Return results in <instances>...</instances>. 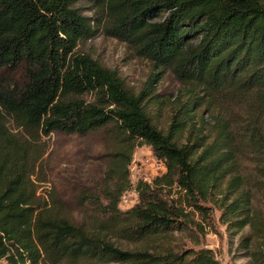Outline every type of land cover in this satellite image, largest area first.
<instances>
[{
	"label": "trees",
	"instance_id": "16d2710c",
	"mask_svg": "<svg viewBox=\"0 0 264 264\" xmlns=\"http://www.w3.org/2000/svg\"><path fill=\"white\" fill-rule=\"evenodd\" d=\"M75 1L0 0V264H221L211 249L169 245L199 226L192 212L209 217L204 202L221 210L227 230L250 228L239 244L252 264H264V208L241 189V176L225 185L242 130L224 108L244 103L264 113V0H94L109 35L183 85L185 99L165 128L150 115L146 91L129 90L116 71L78 50L93 28ZM96 131L112 156L102 187L79 192L77 209L54 192L41 198L33 175L42 136ZM142 143L166 171L139 181L138 203L122 210ZM259 151L255 187L264 195Z\"/></svg>",
	"mask_w": 264,
	"mask_h": 264
},
{
	"label": "rangeland",
	"instance_id": "374dc122",
	"mask_svg": "<svg viewBox=\"0 0 264 264\" xmlns=\"http://www.w3.org/2000/svg\"><path fill=\"white\" fill-rule=\"evenodd\" d=\"M73 7L89 18L93 32L80 40L78 50L91 55L104 66L114 70L120 76L124 85L136 94L146 91L149 99V113L160 128H165L171 114L185 99L183 85L169 72L164 73L154 63L142 57L134 47L123 40L115 38L106 32V18L99 10L94 0H76ZM158 73L152 82L154 74ZM89 100L94 94L87 95ZM224 108H229L239 123L236 129L241 131V141L234 152L235 164L230 169L225 185L234 176H241L240 187L255 193V207L264 208L263 191L256 190V183L261 181L259 166L261 152L264 147V113H249V107L244 103L225 102ZM206 119L210 118L205 107L202 108ZM251 129L247 138L246 132ZM44 156L37 167L33 180L41 198L54 192L61 199L72 203L77 209L75 199L82 190L90 192L102 187L104 175L109 165L111 148L106 143L104 132L96 131L85 136L52 132L42 136L40 140ZM131 187L121 198L119 207L127 210L138 203L139 197L136 185L139 181L152 182L166 171L165 163L158 158L152 147L146 143L138 144L134 149L129 165ZM173 195L179 196L174 188ZM209 208V217L199 212L192 215L199 224L188 233H176L169 245L177 251L188 249H211L214 257L221 264H252L247 251L239 244L242 235L250 232L247 227L236 233L227 230L226 224L220 219L221 210L210 202H204ZM264 210V209H263ZM153 244L127 243L124 247L151 248ZM153 247V248H152ZM1 264H7L2 261Z\"/></svg>",
	"mask_w": 264,
	"mask_h": 264
}]
</instances>
